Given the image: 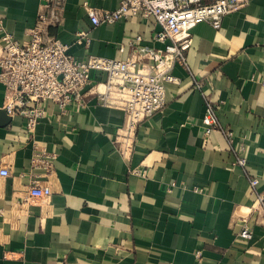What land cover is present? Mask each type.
<instances>
[{
    "label": "crops",
    "instance_id": "obj_1",
    "mask_svg": "<svg viewBox=\"0 0 264 264\" xmlns=\"http://www.w3.org/2000/svg\"><path fill=\"white\" fill-rule=\"evenodd\" d=\"M121 1L66 0L50 34L79 60L149 66L136 49L169 43L155 41L154 18L94 27L85 8L112 11ZM44 2L0 0L6 31L27 42ZM81 31L88 44L77 41ZM192 37L188 68L173 66L180 83L166 84L165 108L132 136L124 111L100 105L93 90L86 109L67 114L47 102L32 136L23 116L0 114V169L10 172L0 176V264H196L197 251L206 264H264V0H248L218 30L199 24ZM105 78L92 73L95 84ZM5 95L0 82V113ZM204 95L232 147L223 132L204 133ZM34 145L56 155L51 173L32 170ZM34 179L50 185L49 199L30 196ZM245 226L250 240L240 236Z\"/></svg>",
    "mask_w": 264,
    "mask_h": 264
},
{
    "label": "built area",
    "instance_id": "obj_2",
    "mask_svg": "<svg viewBox=\"0 0 264 264\" xmlns=\"http://www.w3.org/2000/svg\"><path fill=\"white\" fill-rule=\"evenodd\" d=\"M66 0H45L41 5L34 27L29 30V40L21 43L6 31L0 20V82L5 86L4 109L11 117L23 116L25 128L33 135L46 114L45 104L52 103L62 114L87 108L86 94L94 91L100 105L124 111L123 130L134 135L139 125L162 111L166 106V84L180 83L173 75V66L188 68L187 53L193 45L192 30L201 23H208L218 30L223 19L241 9L248 0H122L119 8L112 11L97 10L85 5L94 27L113 25L121 20L154 18L161 26L155 41L169 43L164 49L140 46L139 55L151 60L142 67L136 59L117 60L90 56L79 60L69 52L70 47L50 34V28L62 23ZM90 42L85 31L77 33V41ZM137 41L141 37H136ZM134 47V44H130ZM105 75L99 83L92 81V73ZM200 89L201 85L197 84ZM206 113L203 118L204 133L223 132L232 147L233 133L221 127L216 108L207 95ZM242 150L243 147H240ZM236 164L245 167V158L236 152ZM56 155L43 147L34 145L32 170L43 169L51 173ZM136 174L145 175L137 171ZM10 172L0 169V176ZM35 178V177H34ZM256 189L259 179L250 178ZM34 199L47 200L52 190L47 182L34 179L29 190ZM258 204L264 211V194L259 195ZM240 236L250 240L252 233L245 226ZM196 264H206L202 251L195 253Z\"/></svg>",
    "mask_w": 264,
    "mask_h": 264
},
{
    "label": "water",
    "instance_id": "obj_3",
    "mask_svg": "<svg viewBox=\"0 0 264 264\" xmlns=\"http://www.w3.org/2000/svg\"><path fill=\"white\" fill-rule=\"evenodd\" d=\"M0 114H1L3 117H5V116L7 115L6 111H2ZM5 122H6V123L10 122V118L7 117L6 120H5Z\"/></svg>",
    "mask_w": 264,
    "mask_h": 264
}]
</instances>
